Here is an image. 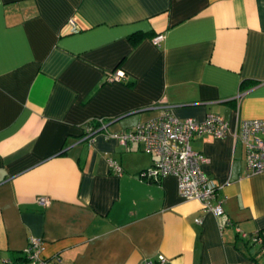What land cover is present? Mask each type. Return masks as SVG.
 Returning a JSON list of instances; mask_svg holds the SVG:
<instances>
[{
    "label": "crops",
    "instance_id": "0c3cea01",
    "mask_svg": "<svg viewBox=\"0 0 264 264\" xmlns=\"http://www.w3.org/2000/svg\"><path fill=\"white\" fill-rule=\"evenodd\" d=\"M163 112L226 122L189 140L221 214L172 175L140 177L152 156L102 135ZM252 118L264 0H0V264H24L29 236L48 264H264V170L246 172L233 135Z\"/></svg>",
    "mask_w": 264,
    "mask_h": 264
},
{
    "label": "built area",
    "instance_id": "2783aa9c",
    "mask_svg": "<svg viewBox=\"0 0 264 264\" xmlns=\"http://www.w3.org/2000/svg\"><path fill=\"white\" fill-rule=\"evenodd\" d=\"M68 31H76L72 17L67 18ZM162 35L156 33L151 37V43L158 45ZM122 73L119 70L111 72L107 79L118 81ZM98 128L84 126L87 138L104 129V123L98 119ZM227 132L226 122L217 114L207 113L203 119L192 117L178 118L170 112H163L155 117L136 122L130 129L124 131H102L105 138L114 140L119 145L136 143L142 150L152 156L151 164L139 172V176L156 181L164 175H172L176 180V192L180 197L197 200L203 211L213 215L222 213L220 201H215V184L206 177L201 164L206 158L193 151L189 140L193 135L208 133L213 137H223ZM233 135L237 137L244 151V166L248 173L264 170V118L244 119L240 121L238 130ZM109 166L119 170L112 160ZM35 201L39 205L47 203V199L38 196ZM198 221V219H196ZM251 239H257L252 235ZM42 239L29 236L22 248L24 264H48L41 254ZM58 260V256L54 257ZM158 264H162L164 256L157 255ZM141 264H151L143 259Z\"/></svg>",
    "mask_w": 264,
    "mask_h": 264
}]
</instances>
